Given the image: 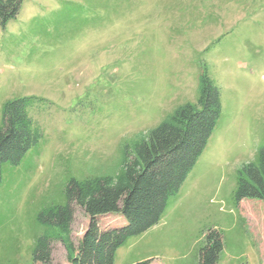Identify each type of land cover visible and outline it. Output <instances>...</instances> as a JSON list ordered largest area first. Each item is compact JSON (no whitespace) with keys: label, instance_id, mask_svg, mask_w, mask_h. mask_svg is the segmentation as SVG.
I'll list each match as a JSON object with an SVG mask.
<instances>
[{"label":"rangeland","instance_id":"rangeland-1","mask_svg":"<svg viewBox=\"0 0 264 264\" xmlns=\"http://www.w3.org/2000/svg\"><path fill=\"white\" fill-rule=\"evenodd\" d=\"M204 68L221 93L217 124L161 219L115 264H200L211 228L223 236L218 264H264V200H235L239 168L264 145V0H24L0 21V125L8 99L35 95L42 132L1 166L0 264H69L59 240L34 260L38 213L66 202L72 178L120 169L137 136L197 101ZM74 208L78 243L90 217ZM126 222L98 217L102 229Z\"/></svg>","mask_w":264,"mask_h":264},{"label":"trees","instance_id":"trees-1","mask_svg":"<svg viewBox=\"0 0 264 264\" xmlns=\"http://www.w3.org/2000/svg\"><path fill=\"white\" fill-rule=\"evenodd\" d=\"M24 0H0V21L15 18ZM35 95L8 99L3 106L0 125V179L3 162L19 163L26 151L39 141L42 132L28 111ZM219 86L204 68L200 73L196 102L180 104L161 123L140 134L127 146L123 163L116 172L72 178L65 189L66 202L45 206L37 215L45 231L36 239L35 261H46L52 243L62 241L69 264H115L116 251L134 235L156 224L165 212L170 198L196 164L221 115ZM264 200V145L255 160L238 170L235 200ZM74 204L80 206L90 221L76 243L72 237ZM121 213L127 219L122 225L100 228L98 217ZM224 248L221 230L211 228L200 249V264H218ZM149 259L133 264H150Z\"/></svg>","mask_w":264,"mask_h":264}]
</instances>
